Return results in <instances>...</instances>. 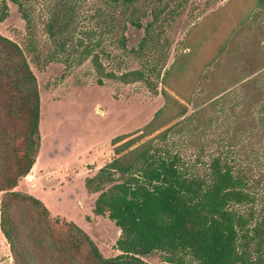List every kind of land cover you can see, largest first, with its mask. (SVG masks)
<instances>
[{"label":"trees","instance_id":"16d2710c","mask_svg":"<svg viewBox=\"0 0 264 264\" xmlns=\"http://www.w3.org/2000/svg\"><path fill=\"white\" fill-rule=\"evenodd\" d=\"M6 1L31 28L34 0H0V20L7 15ZM101 2L96 10L101 31L121 46L127 24L142 27L141 19L150 12L135 52L152 42V27L169 7L162 0ZM252 3L264 9V0ZM79 4L54 0L42 19L45 34L60 36L59 48L71 39ZM99 43L80 45V55L91 54L101 71L99 57L107 51L99 45L92 52ZM187 48L158 74L161 106L140 128L113 137V156L83 180L84 190L96 194L92 214L118 229L119 253L103 257L79 226L54 227L40 199L15 190L38 158L39 96L22 49L0 34V233L12 264H149L143 257L152 254L160 264H264L263 144L241 151L250 136L235 138L238 130L229 135L226 126L219 129L223 135L206 140L211 117L204 118V126L193 120L199 75L185 92L176 85L192 56L194 48ZM118 78L141 80L144 71H125ZM197 132L204 133L203 140Z\"/></svg>","mask_w":264,"mask_h":264},{"label":"rangeland","instance_id":"374dc122","mask_svg":"<svg viewBox=\"0 0 264 264\" xmlns=\"http://www.w3.org/2000/svg\"><path fill=\"white\" fill-rule=\"evenodd\" d=\"M162 1L169 7L152 27L154 39L137 52L133 50L144 36L150 12L141 19L142 27L127 24L121 46L101 31L96 14L101 0H80L71 39L63 48L57 45L60 36H49L42 28L54 0L32 1L31 28L9 1L7 15L0 20V34L22 49L39 96L38 158L15 190L40 199L54 227L62 228L66 222L79 226L103 257L119 253L118 229L106 217L92 214L96 194L84 190L83 180L113 156V137L140 128L161 106L158 76L188 51L187 46L194 49L176 85L185 92L199 75L192 97L199 108L193 120L204 126V118L211 117L206 140L223 135L219 129L226 126L229 135L231 129L238 130L235 138L250 136L241 151L258 143L264 147V9L253 7V0ZM169 8L173 12L168 14ZM97 41L92 52L99 45L107 51L99 57L101 71L90 61L91 54L80 55V45ZM135 69L144 71V79L118 78ZM195 134L199 140L205 137ZM143 260L160 264L156 254ZM0 264H12L1 233Z\"/></svg>","mask_w":264,"mask_h":264},{"label":"crops","instance_id":"0c3cea01","mask_svg":"<svg viewBox=\"0 0 264 264\" xmlns=\"http://www.w3.org/2000/svg\"><path fill=\"white\" fill-rule=\"evenodd\" d=\"M32 168H33V167H31V168H30V170H32ZM30 170H29V171H30ZM37 172H38V168H37ZM28 173H29V172H28ZM28 173H27L25 176H27V175H28Z\"/></svg>","mask_w":264,"mask_h":264}]
</instances>
